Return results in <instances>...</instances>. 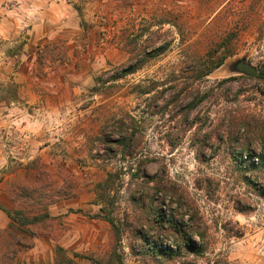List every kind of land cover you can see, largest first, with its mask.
Here are the masks:
<instances>
[{"label": "rangeland", "instance_id": "obj_1", "mask_svg": "<svg viewBox=\"0 0 264 264\" xmlns=\"http://www.w3.org/2000/svg\"><path fill=\"white\" fill-rule=\"evenodd\" d=\"M79 3L84 34L71 45L39 42L25 53L0 41V226L7 212L17 228V212L54 218L31 227L49 241L38 254L22 251L18 264H264V197L241 182L225 153L198 159L192 143L201 120L208 117L209 132L227 98L258 86L229 65L264 61V0ZM198 91L210 97L187 111ZM257 104L264 110V98ZM153 178L188 200L180 209L173 195H159L156 207L185 225L197 210L202 255H139L131 232L148 228L131 197ZM105 216L120 226V240ZM158 241L176 246L165 234Z\"/></svg>", "mask_w": 264, "mask_h": 264}, {"label": "trees", "instance_id": "obj_2", "mask_svg": "<svg viewBox=\"0 0 264 264\" xmlns=\"http://www.w3.org/2000/svg\"><path fill=\"white\" fill-rule=\"evenodd\" d=\"M212 59L213 56L209 55L205 59V63L207 65L213 64ZM224 62V58L219 59L204 75L209 76L215 69L220 68ZM258 70L259 75L256 79L242 76L250 84L257 83L258 86L256 88L253 87L251 90L238 91L234 100H230L227 96L229 105L222 112V118L211 121L212 129L209 132H203L204 127H207L208 117L205 121L197 119V121H200V126L197 132L192 135V143L196 147L198 159L205 157L208 151H211L210 155L213 158L225 153L222 156L223 160L233 165L234 171L240 177L241 182L264 197V110H260L257 104L259 98H264V61ZM245 93H249L252 100H250L249 96V99L247 98L243 101L242 97H244ZM209 97L210 95L207 92L201 93L198 91L196 100L188 105L187 111L197 108ZM245 102L248 104L243 107ZM251 104L257 105L255 106V111L247 106ZM38 183L35 181L30 184L37 186ZM148 183H143V189L138 191L140 192L139 195H141L140 198L131 197V202L142 209L144 214L143 224L145 223V227L148 228L147 231H144L141 227L140 229L135 228L131 232L132 236L140 244L139 255L159 260L176 258L181 256L183 252L202 255L203 248L194 243L195 236H193L195 234L193 230L194 222L197 215L199 216L197 210L196 214H193L189 219L191 225H185L182 220L175 218L173 212L166 214L156 205L160 200L158 198L159 195L170 196V198L173 195L172 199L176 201L174 203L180 209H183L184 203L185 205L188 203L187 198L182 193L175 192L174 185L165 178H153ZM155 197L158 199L156 200ZM236 210L240 213L245 212L239 203H237ZM7 213L9 218L14 219L9 212ZM16 215L19 219H24L22 227L19 226L17 228L14 223H10L7 229L0 231V264H18L19 254L34 247L35 233L31 227L43 219L47 222L54 220L48 214H45L44 218H39L35 214H29L30 218H28L22 212H17ZM185 216L183 215L182 218ZM17 217H15V220L18 219ZM103 219L111 223L114 236L117 240H120L122 232L114 218L105 216ZM14 229L17 231H14ZM150 234L154 235V237H150ZM163 234L166 237H173L176 246L163 248L158 241ZM61 252L62 249L57 248V253ZM67 264H72V262Z\"/></svg>", "mask_w": 264, "mask_h": 264}, {"label": "crops", "instance_id": "obj_3", "mask_svg": "<svg viewBox=\"0 0 264 264\" xmlns=\"http://www.w3.org/2000/svg\"><path fill=\"white\" fill-rule=\"evenodd\" d=\"M0 0V41L5 42V49L23 45V52L43 42H62L71 45L84 34V15L81 0ZM74 32V33H72ZM72 33L75 36H70ZM22 52V54H23ZM22 56H25L24 54ZM1 230L9 227V218H2ZM34 254L39 244L48 243L44 236H35Z\"/></svg>", "mask_w": 264, "mask_h": 264}, {"label": "water", "instance_id": "obj_4", "mask_svg": "<svg viewBox=\"0 0 264 264\" xmlns=\"http://www.w3.org/2000/svg\"><path fill=\"white\" fill-rule=\"evenodd\" d=\"M229 70L232 73L243 75L252 79H256L259 75L258 68L252 63H249L246 58H242L230 64Z\"/></svg>", "mask_w": 264, "mask_h": 264}]
</instances>
